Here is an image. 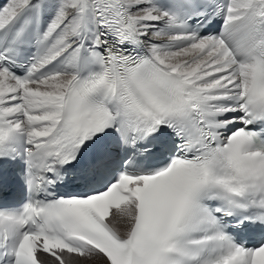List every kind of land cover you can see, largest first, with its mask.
<instances>
[{
    "label": "snow or ice",
    "instance_id": "obj_1",
    "mask_svg": "<svg viewBox=\"0 0 264 264\" xmlns=\"http://www.w3.org/2000/svg\"><path fill=\"white\" fill-rule=\"evenodd\" d=\"M7 164L0 264H264V0H0Z\"/></svg>",
    "mask_w": 264,
    "mask_h": 264
}]
</instances>
